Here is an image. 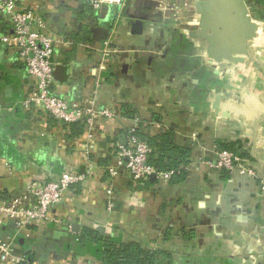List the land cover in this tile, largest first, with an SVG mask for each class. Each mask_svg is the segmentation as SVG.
<instances>
[{"label": "crops", "instance_id": "1", "mask_svg": "<svg viewBox=\"0 0 264 264\" xmlns=\"http://www.w3.org/2000/svg\"><path fill=\"white\" fill-rule=\"evenodd\" d=\"M29 1L61 41L52 58L59 95L113 117L97 116L92 141L84 123L75 125L83 131L76 135L74 126L41 110L25 111V128L14 130L8 116L15 107L1 94L0 197L24 196L37 178L89 172L55 209L58 231L34 230L19 243L9 222L0 226V241H13L20 263L30 255L33 264H99L69 246L83 228L101 229L119 246L159 252L161 263L264 264V4L176 0L171 13L161 0H125L101 11L90 0ZM140 18L142 33L134 35ZM92 25L108 30V41L94 40ZM0 65L18 77L26 99L34 83L16 53L0 47ZM134 130L174 133L176 144L191 151L186 178H150L139 190L125 166L111 177L106 167ZM220 143L234 145L254 175L211 168ZM67 226L72 235L62 238Z\"/></svg>", "mask_w": 264, "mask_h": 264}, {"label": "built area", "instance_id": "2", "mask_svg": "<svg viewBox=\"0 0 264 264\" xmlns=\"http://www.w3.org/2000/svg\"><path fill=\"white\" fill-rule=\"evenodd\" d=\"M28 1L0 0V47L16 53L17 62L24 67L27 77L34 83V88L21 102L20 108L24 111L41 110L68 126L84 123L92 141L97 116L111 119L113 115L109 111H99L94 103L88 107H81L69 103L59 95L54 80L55 63L52 58L56 46L61 41L51 37L44 13ZM124 2L125 0H90L91 7L96 11L113 5L121 6ZM172 2L176 0H161L160 4L163 9L172 13L177 11L170 4ZM108 52H105L104 58L109 56ZM104 69L105 67H101V70ZM2 112L3 107L0 104V115ZM134 131L131 134H134ZM127 143V147L117 146L115 164L107 168V173L111 177L116 178L118 169L125 166L136 186L152 176L167 182L172 179L173 172L158 173L148 164L151 150L147 144L135 135L129 136ZM209 165L218 171L254 175L247 161L233 151H216V160ZM88 167L90 168V165ZM88 172L64 171L58 176L37 178L29 183L24 196L9 200L0 197V226L12 222L18 235L26 239L33 238L34 230L40 234L53 229L54 226H63L55 214V209L66 200L77 185L88 180ZM109 194L111 195L110 191ZM108 206L112 209V200L108 202ZM67 230H70L69 226ZM9 261L21 262L16 257L13 241H0V264Z\"/></svg>", "mask_w": 264, "mask_h": 264}, {"label": "trees", "instance_id": "3", "mask_svg": "<svg viewBox=\"0 0 264 264\" xmlns=\"http://www.w3.org/2000/svg\"><path fill=\"white\" fill-rule=\"evenodd\" d=\"M255 4H264V0H254ZM47 20V16H44ZM113 68V67H112ZM112 72V70H111ZM16 75L9 72H5L0 65V96L6 94L10 100L12 106L15 107V111L10 113L9 123L14 126V130L17 128H25L22 125L23 119L27 117L25 111H22L18 103L24 99L21 97L20 84ZM3 98H0V101ZM74 130L76 135H80L83 131L79 129ZM77 126V125H76ZM22 129V130H23ZM135 135L140 141L147 144L151 153L149 154L148 164L153 167L158 173H171L173 176L172 183L182 182L186 176V168L191 161V151L187 148L180 147L176 144V136L172 132H166L158 136H144L138 130L134 131V134L129 133V136ZM234 145L219 144V151L223 149L231 150L235 152ZM109 166V165H108ZM108 166L106 168H108ZM151 179L140 183L136 188L139 190H145L149 187ZM52 230V229H51ZM53 230L58 231L53 227ZM69 230H64L62 238L71 236L72 233ZM23 239L22 236H19ZM31 241H25L22 243L27 247ZM69 248H73L74 253L77 255H91L99 260V264H170L161 263L157 261L159 252H153L145 249L139 243H130L126 245H118L116 240L105 236L98 230H92L89 228H83L75 237V243H70ZM33 256H28L27 259L20 264H33Z\"/></svg>", "mask_w": 264, "mask_h": 264}, {"label": "water", "instance_id": "4", "mask_svg": "<svg viewBox=\"0 0 264 264\" xmlns=\"http://www.w3.org/2000/svg\"><path fill=\"white\" fill-rule=\"evenodd\" d=\"M144 18H140L136 23L133 24V33L134 35H140L142 33L143 23L142 21ZM91 33L93 35V39L99 42H106L108 41V38L110 37V33L108 30L96 27L94 25L91 26ZM218 103V102H217ZM217 110V107H216ZM152 179H155V176L151 177ZM80 230V226L78 224L72 225V231L75 233H78ZM101 231V229H100Z\"/></svg>", "mask_w": 264, "mask_h": 264}]
</instances>
